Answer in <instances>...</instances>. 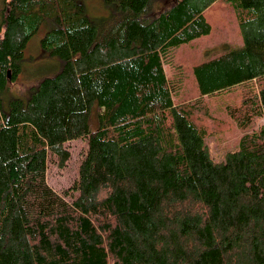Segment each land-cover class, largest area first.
<instances>
[{"label": "trees", "instance_id": "obj_1", "mask_svg": "<svg viewBox=\"0 0 264 264\" xmlns=\"http://www.w3.org/2000/svg\"><path fill=\"white\" fill-rule=\"evenodd\" d=\"M218 0H0V264H264V123L216 161L205 138L229 127L205 96L241 88L242 127L264 118V0H225L243 45L194 66L200 96L178 98L174 47L211 30ZM61 69L6 101L43 22ZM95 108L98 124L90 119ZM86 139L62 191L48 182Z\"/></svg>", "mask_w": 264, "mask_h": 264}, {"label": "rangeland", "instance_id": "obj_2", "mask_svg": "<svg viewBox=\"0 0 264 264\" xmlns=\"http://www.w3.org/2000/svg\"><path fill=\"white\" fill-rule=\"evenodd\" d=\"M85 3L87 16L96 20L109 14V8L104 0H82ZM172 0H154L151 10H157L159 4H167ZM211 22L209 33L201 35L190 42L182 43L171 51L170 63L166 72L170 80L180 82L178 98L193 100L200 96L194 76V66L223 51L241 46L242 33L238 19L231 3L218 0L206 10ZM51 28L48 22H43L37 31L30 36L24 48L20 70L16 78L9 79V84L3 97L6 101L18 98L27 103L32 87L46 76L56 74L62 67L59 56L44 49L42 39ZM241 88L218 92L205 96L212 113L220 119L229 121V127L210 134L205 138L211 155L216 161L225 159L226 153L240 147L241 137L250 132L258 131L264 123V118H255L249 125L242 127L236 119L228 114L229 105H238L241 101ZM98 124L95 108L90 119L91 128ZM71 156L63 166L53 160L48 165V182L56 190H64L75 178L83 150L86 149V139L77 138L69 143Z\"/></svg>", "mask_w": 264, "mask_h": 264}, {"label": "crops", "instance_id": "obj_3", "mask_svg": "<svg viewBox=\"0 0 264 264\" xmlns=\"http://www.w3.org/2000/svg\"><path fill=\"white\" fill-rule=\"evenodd\" d=\"M242 45H243V43H242ZM242 45H241V46H242ZM238 47H240V46H238ZM233 48H235V47H233ZM226 49H229V47H227Z\"/></svg>", "mask_w": 264, "mask_h": 264}]
</instances>
